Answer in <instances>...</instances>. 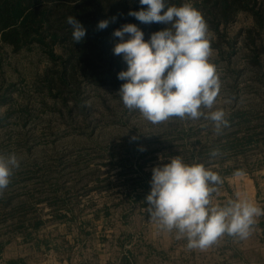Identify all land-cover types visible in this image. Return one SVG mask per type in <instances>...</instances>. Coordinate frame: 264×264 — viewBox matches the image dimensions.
<instances>
[{
    "label": "rangeland",
    "instance_id": "374dc122",
    "mask_svg": "<svg viewBox=\"0 0 264 264\" xmlns=\"http://www.w3.org/2000/svg\"><path fill=\"white\" fill-rule=\"evenodd\" d=\"M255 10L262 15V27H254V17L245 11L238 12L226 25H220L219 36L208 27L212 50L209 62L215 66L220 91L213 108L201 110L207 114L222 109L226 119L234 112L243 114L239 119H227L228 126L219 133L213 122L203 116L197 120L170 117L153 124L138 110L126 108L118 93L126 82L117 78L120 71L127 70L122 56L111 59L119 63L120 69H110L113 63L108 60V53L102 61L91 60L92 65L98 66L97 82L89 78L92 71L85 64L76 62L75 83L64 86V91L58 94L57 86L47 87L46 74L57 72L62 66L66 55L61 47L54 46L55 54L60 57L52 61L36 43L14 48L0 39V155L15 153L20 162L19 168L13 169L10 184L0 195V198L13 195L14 198L8 207L0 205V210L10 211L11 205L19 201L34 206L31 216L38 215L44 220L39 236L46 237L47 242L53 239L65 249L70 248L71 239L73 246L78 243L87 248L98 247V236L103 230L112 239L114 235L155 233L165 244L169 233L177 234L176 230H163L151 219L146 197L138 201L129 199L124 191L127 182L130 183L126 179L138 181L141 173L135 172L136 162H143L144 158L142 170L146 172L169 163L177 157L169 152L179 150L184 140L190 147L199 146L200 143L191 144L196 140L206 143L204 152L209 157H204L199 164L218 174L222 181L214 186L217 190L211 196L213 206H227L239 193L240 199L253 201L264 210V0H257ZM249 27L257 45L253 62V51L244 37ZM128 38L126 34L125 39ZM102 40L107 48L119 42V38ZM104 72L109 77L105 78ZM113 78L116 83H110L109 79ZM225 135H230V141L235 138L246 141L237 148L222 147L226 143ZM127 147L139 149L137 153L142 149L152 153L137 159ZM214 150L215 156L211 155ZM127 156L131 159H125ZM227 166H231L232 173L225 175ZM235 167L244 175H235ZM56 179L66 182L63 188L72 189L68 202L76 213L74 218L51 215L50 210L55 207L43 199L37 204V199L45 196L38 189ZM248 182L254 184V195L253 186L250 189ZM105 203L109 215L104 217L101 206ZM98 208L100 213L94 218L92 212ZM63 210L60 214H64ZM263 217L254 218L251 234L246 239L231 236L230 240L233 247L244 250V256L261 263H264ZM15 220L10 218L0 226V231L12 228ZM4 236L9 239L5 244L10 256L28 251L29 242L33 243L26 242L20 231ZM75 236H79L78 241ZM113 244H110L112 249ZM227 251L234 253L227 247L223 254Z\"/></svg>",
    "mask_w": 264,
    "mask_h": 264
},
{
    "label": "clouds",
    "instance_id": "9594fccd",
    "mask_svg": "<svg viewBox=\"0 0 264 264\" xmlns=\"http://www.w3.org/2000/svg\"><path fill=\"white\" fill-rule=\"evenodd\" d=\"M139 3L147 8L129 11V16L141 23L168 27L152 33L147 41L136 24H124L113 32L119 38L113 54L122 56L127 64V70L117 76L126 81L118 91L124 106L138 110L153 124L170 117L197 120L203 116L213 122L219 133L228 126L226 113L222 109L207 114L201 110L212 109L220 91L215 66L209 62L210 34L201 12L191 3L179 7L167 6L165 0ZM109 22L100 21L98 29H106ZM67 23L72 27L74 42H82L85 27L73 16L67 18ZM19 166L15 153L0 155V195L10 184L13 169ZM235 175L244 173L238 171ZM221 182L220 176L204 165H188L177 156L152 169L147 211L161 229L176 230L178 239L186 238L189 249L205 250L224 234L246 239L254 218L264 215V210L240 199L239 193L227 206H213L211 196L217 190L214 186Z\"/></svg>",
    "mask_w": 264,
    "mask_h": 264
},
{
    "label": "trees",
    "instance_id": "16d2710c",
    "mask_svg": "<svg viewBox=\"0 0 264 264\" xmlns=\"http://www.w3.org/2000/svg\"><path fill=\"white\" fill-rule=\"evenodd\" d=\"M189 2L201 12L207 26L218 36L220 35L219 26L233 21L240 11L248 12L254 17V27H262L263 25L262 15L255 10L257 0H165L167 6L177 7ZM146 8V5H140L139 0H0V39L14 48H18L20 45L36 43L41 49L46 51L52 61L60 57L55 54L54 46L61 47L63 53L66 55L62 61V66L57 72L51 71L46 74L47 87L51 89L55 85L57 86L58 94H61L64 91V86H70L77 79L76 62L85 64V67L92 71V75H89V78L94 81L97 80L95 78L97 72L95 71H97L98 66L92 65L91 60L102 61L101 59L105 53H108V60L112 62L111 59L115 56L113 54V47L107 48L108 46L102 39L117 40L113 36V32L122 25L139 23L138 27L143 31L146 41L150 39L152 33L168 27L165 24L141 23L135 17L128 15L129 11H139ZM69 16L75 17L86 29L85 39L80 43H75L72 39V27L67 23ZM113 17L116 18L114 22L112 20ZM102 20H109L110 22L106 29L99 30L97 25ZM246 31L244 37L246 45L251 47L253 51V57H251L253 62L256 57L257 45L255 44L254 37H252V29L249 27L246 28ZM262 39L264 40V34ZM113 67L120 69L118 62L113 63L110 69ZM104 73H106L104 75L105 78L109 77L107 72ZM109 81H111L110 83H116L115 79H109ZM242 116V113L234 112L228 115L227 119L232 121L236 118H242ZM230 135H225L226 143L222 147L237 148L246 141L239 140V138L230 141ZM180 137L184 138L183 135ZM186 143L185 140L181 142L180 149L170 151L169 155L180 157L188 165L199 164L204 157H209L204 152L206 143L196 140L191 144L200 143L199 146L193 145L192 147L187 146ZM129 150L134 152L132 155L137 156V159L144 158L152 153V150H142L137 153L139 149L134 147ZM125 159L130 160L131 158L127 156ZM144 162L145 158L143 162H136L137 170L135 172L141 173L138 175V181L135 178L126 179L130 183L127 182L124 191L128 194L129 199L133 197L134 200L138 201L146 197L151 190L152 171L146 172L142 170ZM230 168L231 166H227L225 175L232 173ZM233 170L236 172L240 171L238 167H235ZM64 183L66 182H58V179H56L54 183L46 184V187L39 188L38 191L45 193V196L44 198L37 199V204L42 202L41 199H43L50 207H55L50 210L51 215L58 218H74L76 217V213L68 202L71 199L70 191L72 189L70 186L63 188ZM12 198H14V195L0 198V202H2L0 205L3 208L8 207L11 204ZM11 206L12 209L10 211L0 210V226L5 225L10 218L16 219L11 226L12 228L0 231V252L4 248L5 243L9 241L4 235L20 231L24 240L27 241L36 236L38 229L44 223V220L40 216H31L30 212H35L34 206H27L23 201H19L16 205ZM101 207L102 209L104 208V215L102 216L109 215L107 210L108 205L105 203ZM62 209H64V214H60ZM99 211L100 208L94 209L92 216L97 218L100 213ZM261 224H264V222H261ZM81 232L82 230L79 228V236ZM79 236L76 238L77 241L79 240ZM46 242V240L43 241L44 244Z\"/></svg>",
    "mask_w": 264,
    "mask_h": 264
},
{
    "label": "crops",
    "instance_id": "0c3cea01",
    "mask_svg": "<svg viewBox=\"0 0 264 264\" xmlns=\"http://www.w3.org/2000/svg\"><path fill=\"white\" fill-rule=\"evenodd\" d=\"M251 185L248 182L250 189ZM252 186L253 193L254 184ZM39 231L40 229L34 238L27 240L33 243L29 242V249L24 253L10 256L7 254L9 247L5 244L0 252V264H264L244 256V250L233 247V242L230 241L232 237L227 234L207 249L200 250L189 249L187 239H178L175 233H169V240L164 244L155 233L149 236L114 235L112 239L109 232L104 230L101 236H98V247L87 248L84 245L79 246L78 243L73 246L71 239L70 248L65 249L53 239L44 244L43 241L47 238L39 236ZM111 242L114 243L113 249L110 248ZM262 246L264 257V243ZM227 247L233 249L234 253L227 251L226 255L223 254Z\"/></svg>",
    "mask_w": 264,
    "mask_h": 264
}]
</instances>
